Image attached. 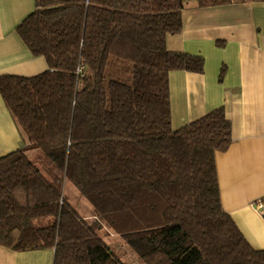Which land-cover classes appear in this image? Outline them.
Segmentation results:
<instances>
[{"label": "trees", "instance_id": "1", "mask_svg": "<svg viewBox=\"0 0 264 264\" xmlns=\"http://www.w3.org/2000/svg\"><path fill=\"white\" fill-rule=\"evenodd\" d=\"M186 1L36 0L16 32L48 68L0 76L29 141L0 157V244L54 249V264H126L105 239L116 234L141 264H264L222 205L224 108L172 126L170 73L205 65L167 47Z\"/></svg>", "mask_w": 264, "mask_h": 264}, {"label": "crops", "instance_id": "2", "mask_svg": "<svg viewBox=\"0 0 264 264\" xmlns=\"http://www.w3.org/2000/svg\"><path fill=\"white\" fill-rule=\"evenodd\" d=\"M35 7L36 0H0V76L47 70L46 59L34 56L16 32ZM167 47L205 59L203 73H170L172 126L224 108L232 143L216 155L222 205L250 244L264 250V216L254 206L264 198V2L201 7L187 0L183 29L167 37ZM28 143L0 93V157ZM54 257L50 248L17 251L0 244V264H54Z\"/></svg>", "mask_w": 264, "mask_h": 264}, {"label": "rangeland", "instance_id": "3", "mask_svg": "<svg viewBox=\"0 0 264 264\" xmlns=\"http://www.w3.org/2000/svg\"><path fill=\"white\" fill-rule=\"evenodd\" d=\"M33 159H35L36 161H38L40 163V165H43L42 160H41V156L38 154H34L33 155ZM73 188L68 185L67 186V190L66 193H68L70 190H72ZM67 197V196H66ZM68 198V197H67ZM79 200V201H78ZM80 201H83L81 199L80 196H77V203H81ZM75 202V200L73 201ZM86 205H88L86 202H84ZM108 235H110V233H107ZM106 241L109 243V245L112 247V249L119 255L120 258H122V260L126 263V264H141L136 256H134L129 249L127 248V246L123 243L122 239L117 236L116 234L111 236H105Z\"/></svg>", "mask_w": 264, "mask_h": 264}, {"label": "built area", "instance_id": "4", "mask_svg": "<svg viewBox=\"0 0 264 264\" xmlns=\"http://www.w3.org/2000/svg\"><path fill=\"white\" fill-rule=\"evenodd\" d=\"M254 206L264 216V198L258 199Z\"/></svg>", "mask_w": 264, "mask_h": 264}]
</instances>
